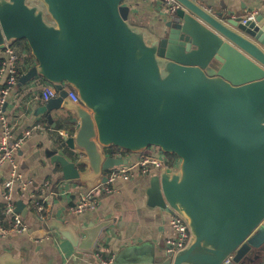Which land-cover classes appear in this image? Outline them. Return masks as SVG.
<instances>
[{
  "label": "water",
  "instance_id": "obj_1",
  "mask_svg": "<svg viewBox=\"0 0 264 264\" xmlns=\"http://www.w3.org/2000/svg\"><path fill=\"white\" fill-rule=\"evenodd\" d=\"M176 1L156 33L129 21L126 0H0V47L26 41L36 63L17 85L43 77L57 94L36 103V115L55 127L60 110L74 123L46 151L61 184L105 182L131 160L107 154L111 146L178 157L150 173L145 196L178 213L189 239L156 264H264V19ZM108 223L53 216L35 235L52 230L91 252Z\"/></svg>",
  "mask_w": 264,
  "mask_h": 264
},
{
  "label": "crops",
  "instance_id": "obj_2",
  "mask_svg": "<svg viewBox=\"0 0 264 264\" xmlns=\"http://www.w3.org/2000/svg\"><path fill=\"white\" fill-rule=\"evenodd\" d=\"M205 1L210 4L212 11L221 10L244 16L253 10L256 12L255 17L264 19V0ZM132 2L133 22L159 33L168 18L162 1ZM12 45L22 53L20 72L36 63L25 40H15ZM46 82L43 77L35 76L21 85L16 84L8 95L6 112L15 134L23 133L36 122L44 128H35L14 153L17 170L28 184L25 195H22L18 183H13L12 200L29 230L0 235V264H102L95 254L106 259L112 257L111 264H156L166 254L165 238L172 233L167 225L171 211L147 205L145 187L151 174L138 177L133 173L128 179H117L112 191L97 192L98 203L94 208H87L80 213L71 210L86 190L75 182L61 184L59 167L50 162L46 151L60 148V133L67 136L72 134L74 123L69 122L68 117L64 120L65 124L62 123L59 120L62 114L60 110L52 111L55 127L46 122L44 115H36L34 108L36 103L43 100L39 95ZM111 150H114L113 154ZM106 153L133 160L129 152L120 148L111 146ZM9 171L8 164L0 166V218L5 223H9L11 218L2 215L4 200L1 186ZM36 202L42 204L43 211L35 208ZM53 216L74 226L101 220L109 223L97 247L86 252L73 248L55 231H49L46 236L35 235V231L42 228V222Z\"/></svg>",
  "mask_w": 264,
  "mask_h": 264
},
{
  "label": "built area",
  "instance_id": "obj_3",
  "mask_svg": "<svg viewBox=\"0 0 264 264\" xmlns=\"http://www.w3.org/2000/svg\"><path fill=\"white\" fill-rule=\"evenodd\" d=\"M161 1L166 9L168 18L172 17L179 6L178 2L176 0ZM255 13L256 12L253 10L249 11L242 17L241 21L245 22L246 18L255 17ZM22 52L24 54V50H22ZM21 56L22 53H20L12 43L6 42L0 47V166L3 164H8L10 166L9 175L2 182L1 186V196L4 200L2 215H9L11 218L9 223H5L4 219L0 218L1 236L8 235L11 232H27L29 230L28 224L23 221L21 214L16 211L12 200L13 183H18L22 195H25L28 184L17 170V162L14 153L35 128H44L40 123L36 122L31 127L25 129L23 133L15 134L6 112L8 95L17 84L18 77L21 73L19 70ZM56 94L57 91L54 86L47 81L43 84L39 97L43 100H47L49 97ZM67 95L73 101L78 100L76 91L71 87H67ZM132 159L133 160L129 161L127 164H121L110 168L106 175V181L100 183L92 190L85 191L81 195L79 201L71 207V210L74 213H80L87 208H94L98 203L97 192L112 191L114 189L113 183L117 179H128L134 175L133 173L135 170H139L142 175H148L154 170L158 171L161 167H176L179 162V159L178 161L174 158L167 159V157L158 154L154 150V147H150L148 150L146 149L141 152L138 157H133ZM35 208L39 211H43V206L39 202H36ZM167 225L170 227L172 233L165 238V252L166 254H174L187 243L190 233L187 223L176 212L171 213ZM95 255L98 260H101L102 264L112 263V257L106 259L99 254Z\"/></svg>",
  "mask_w": 264,
  "mask_h": 264
},
{
  "label": "rangeland",
  "instance_id": "obj_4",
  "mask_svg": "<svg viewBox=\"0 0 264 264\" xmlns=\"http://www.w3.org/2000/svg\"><path fill=\"white\" fill-rule=\"evenodd\" d=\"M140 1H141V0H140ZM157 1H158V2H161V0H157ZM129 21H130L131 23H134L133 21H135V20L129 15ZM136 24H139V23H136ZM151 147H154V146H151ZM149 148H150V147H149ZM149 148H147V150H148ZM154 150H155L158 154H161V155L167 157V159L174 158L175 160L178 161V157H176V156L173 155V154H168V153L165 154V153H161L160 150H159L157 147H154ZM134 174H137L138 177H139L140 175H142V174L139 172V170H135V171H134Z\"/></svg>",
  "mask_w": 264,
  "mask_h": 264
},
{
  "label": "trees",
  "instance_id": "obj_5",
  "mask_svg": "<svg viewBox=\"0 0 264 264\" xmlns=\"http://www.w3.org/2000/svg\"><path fill=\"white\" fill-rule=\"evenodd\" d=\"M127 3H129L131 6L134 5V2H132V0H126ZM130 16L132 17V11L130 13ZM0 61H1V57H0ZM114 149H117L118 147L116 146H112ZM123 150V149H122ZM111 153H114V150H111Z\"/></svg>",
  "mask_w": 264,
  "mask_h": 264
}]
</instances>
